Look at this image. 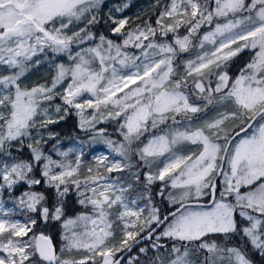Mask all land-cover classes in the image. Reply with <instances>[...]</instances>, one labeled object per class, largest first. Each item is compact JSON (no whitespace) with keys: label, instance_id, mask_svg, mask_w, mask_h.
Wrapping results in <instances>:
<instances>
[{"label":"rangeland","instance_id":"374dc122","mask_svg":"<svg viewBox=\"0 0 264 264\" xmlns=\"http://www.w3.org/2000/svg\"><path fill=\"white\" fill-rule=\"evenodd\" d=\"M105 1L0 0V264H24L37 250L35 236L28 235L33 221L18 209L36 208L40 195L32 191L15 203L2 194L26 181L32 165L12 157L14 140L27 138L33 147L45 142L48 124L74 108L79 127L90 135L57 145L53 153L33 148L35 162L44 160L47 183L71 186L81 205L73 216L62 218L60 208L55 213L63 225L55 262L111 264L130 229L127 221H135L137 236L158 218L130 178L143 175L149 183L169 185L167 200L175 206L199 201L217 169L227 136L223 117L174 123L143 146L135 144L164 119L198 110L185 87L229 102L241 124L264 106V0H171L157 26L120 44L97 31L85 46L71 47L80 23L91 21ZM112 1L109 12L121 30L127 17L116 13L124 5ZM244 50L252 58L243 70L236 64L231 76L232 60ZM256 120L231 145L215 202L186 206L157 235L201 240V249L153 243L126 264H137L147 248L155 254L145 264H251L241 250L245 239L264 252V113ZM98 138L102 146L95 145ZM192 144H201V151L188 153ZM103 150L108 156L91 158ZM133 196L145 205L142 215L127 210ZM71 252L84 257L76 260Z\"/></svg>","mask_w":264,"mask_h":264},{"label":"trees","instance_id":"16d2710c","mask_svg":"<svg viewBox=\"0 0 264 264\" xmlns=\"http://www.w3.org/2000/svg\"><path fill=\"white\" fill-rule=\"evenodd\" d=\"M116 1L120 3V6L124 5V11L122 13H116V14L118 16L122 15L127 17L126 24L122 26V29L117 30L116 28L117 23H114L112 21L113 18H111L109 12L110 10L109 4L113 3V1L106 0L104 5L97 9L98 12L91 21H82L80 23V27H79L80 31L76 35L70 38V42L72 43L71 47L85 46L86 44L89 43V42H85V39L94 37L93 34L94 32L97 31L102 33L105 37L120 44L123 42L124 38L131 33L137 32L139 30L150 29L152 27L157 26L159 23V19L161 18V16L164 15L165 10L168 8L171 0H116ZM113 8L115 10V7ZM78 42L79 45L76 44ZM251 58H252L251 51L244 50L238 53L232 60V67H231L232 70L231 71L229 70L231 76L237 74V70L233 69L236 64L239 63L241 70H243V68L250 61ZM185 93L190 99V101L195 102L199 105L198 110L193 113L180 114L170 117L166 120L164 119L160 123L156 124V126L153 129H149L145 131L139 138H137L135 144L137 146H143L150 136L156 133H160L163 130H166L174 123L176 125H180V124L186 125L187 123L192 121L198 122L199 117H201L202 115H207V118L204 121L214 120L216 117L225 118L223 123V128L225 129L227 136L224 142L223 149L221 151V156L219 157L218 166L213 177L211 178V182L209 186L206 188L205 195L201 199H199V201L207 202L211 198L210 186L220 166L222 153L225 145L227 144L228 139L233 135L235 131L244 127L248 123V121L254 116V114L264 106L260 107L256 112L249 115L246 121L243 124H241L240 121H238L239 117L237 118V115L233 113L234 110L229 102L220 103L219 100L217 99L212 101L206 96L198 94L193 89L192 86H186ZM221 107H223L222 109H224L225 107H230V109L228 111L223 112L221 110ZM213 110L214 112H216L215 114L212 113ZM256 121L257 120H255V122ZM253 125L246 132L237 135L232 141L231 145L233 144V142H235L237 138L249 133L252 130ZM48 128L51 131V136L45 137V142L34 145V147L38 148L40 151L44 153L47 152L53 153V149L55 146L61 145L63 147H67L75 138L77 137L85 138L86 136L91 134V133H86L88 130H82L79 127V118H77V115L74 112V108H70L68 111L63 112L58 119L51 121L48 124ZM103 133H108V132L103 131ZM102 143H103L102 139L98 138L95 145L102 146L103 145ZM193 145L196 144H192L190 145V147L188 146L186 151L188 153L191 152L193 154L199 153L201 151V147L199 148L201 144H198L197 147H193ZM34 147L31 144H29L27 138L24 141L14 140L10 144L8 150L11 152L12 157L17 158L21 161L31 162L32 165H31V169L27 173L26 181H23L21 183H15L13 188H11L10 186L4 187L2 189V194L3 197L8 202H15V203H17L18 200L23 199L24 198L23 196L26 193L32 191L40 195L41 200L40 203L36 205V208L25 209L26 208L25 207V208H19L18 211L19 214H23L26 219L33 221V228L28 233V235L29 236L34 235L35 239L39 234L50 236L54 241V244L57 249V253H59L62 242L63 225L61 224L62 219L56 217L55 213L59 208L62 210V216H61L62 218H65L67 216H73L79 213L81 211L79 196L71 186L69 189L66 190L63 189L64 187L61 185H59V187H55L47 183L46 181L47 178L43 173L44 160L40 159L37 162H35V157L33 154ZM142 170L145 172L148 169H144V167H142ZM222 177H223V173L218 180V190H217L216 198L219 195V191H221L222 188V184H221ZM144 178L145 176L141 175L139 176L137 181L134 178H130V179L133 180V182L135 183L134 184L135 191L139 193L141 199L145 201L148 205L151 204L154 208L158 209L157 211L158 218L157 220L151 222L148 226H145L138 233V235L133 241H131L126 246L121 247V249L116 252V256L114 260L123 251H125L135 240H137L142 235L147 233L150 229H152L166 213H169L170 211L176 209L181 205V204L175 206L170 205L169 201L167 200V194L169 191L168 188H170L169 185L165 184L164 185L165 187H163L162 186L163 183L161 181L160 182L154 181L152 183H149V181L146 180V178L145 179ZM0 179L3 182V179L1 177ZM35 181L36 183H33ZM44 208L47 210L46 213H44L43 211ZM161 229L154 235L153 240L147 241L139 245L133 252L130 253V255L121 264H126L129 258H131L135 254H138L145 245L148 246V245H152L153 243L159 246H167L169 244L174 243L180 245L182 248L194 246L198 249H201L200 248L201 240L183 241L179 239H172V240L160 239L157 237V235L159 234ZM115 234L117 237V243H119V241L121 240L120 230L116 229ZM28 235L23 238L27 239ZM214 235L215 238L220 237L216 233ZM1 237L2 236L0 235V238ZM241 250L243 251L245 256L251 261V264H264V252H262L260 248H257L254 245L249 244L246 239L242 243ZM154 254L155 251L152 248H147L144 251V253H142L141 257H139L137 264L151 263ZM64 256L65 257L75 256L76 260H79L84 257V255H80L79 253L74 254L72 252L70 256L67 254H64ZM34 259L36 260V262H34ZM85 262L98 264V262L93 260H87ZM73 263H82V262L76 261ZM205 263L208 264L207 259H205ZM24 264H51V263L43 260L39 256L36 250L32 258L26 261V263Z\"/></svg>","mask_w":264,"mask_h":264},{"label":"water","instance_id":"95a60500","mask_svg":"<svg viewBox=\"0 0 264 264\" xmlns=\"http://www.w3.org/2000/svg\"><path fill=\"white\" fill-rule=\"evenodd\" d=\"M262 113H264V107H262L260 110H258L244 127L235 131L233 133V135L228 139L227 144L225 145L223 153H222L220 166H219L217 173H216V176L214 177L212 184L210 186V191H211L210 200L207 202H204V201L185 202V203H182L176 209L170 211L169 213H166L162 217V219L152 229H150L147 233H145L140 238L135 240L111 264H121L130 255V253L133 252L139 245H141L147 241L153 240L154 235L166 224V222L171 217H173L175 214L179 213L186 206H190V205H211L215 201V198H216V194H217V190H218V180L223 173L224 166L226 163V158H227V155H228L232 141L234 140V138L237 135H240V134L246 132L254 124L255 120ZM36 248H37V253L39 254V256L43 260L48 261L51 264H56L55 260H56V255H57V249H56V246L54 244L53 239L50 236L39 234L36 237ZM73 264H93V263L83 262V263H73Z\"/></svg>","mask_w":264,"mask_h":264},{"label":"built area","instance_id":"2783aa9c","mask_svg":"<svg viewBox=\"0 0 264 264\" xmlns=\"http://www.w3.org/2000/svg\"><path fill=\"white\" fill-rule=\"evenodd\" d=\"M102 151H96L95 153H91V158L94 161L99 162L100 158L103 159L105 156H108L109 152L103 150ZM144 203L138 204L137 197L133 196L130 198V204L128 207V212L130 213H138L143 214L144 209ZM136 226L135 221L129 220L127 221L126 227H130L128 231L125 232L124 237L121 240V245H126L130 241H132L136 237V232L133 230V228Z\"/></svg>","mask_w":264,"mask_h":264}]
</instances>
